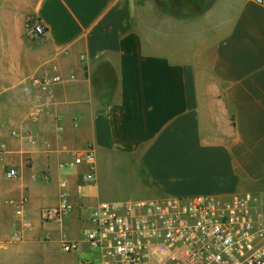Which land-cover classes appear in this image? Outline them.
<instances>
[{
    "label": "crops",
    "instance_id": "0c3cea01",
    "mask_svg": "<svg viewBox=\"0 0 264 264\" xmlns=\"http://www.w3.org/2000/svg\"><path fill=\"white\" fill-rule=\"evenodd\" d=\"M90 147L93 181L75 163ZM236 193L264 214V0L192 17L157 0H0V264L73 261L62 242L78 251L102 203ZM64 198L63 224L44 219Z\"/></svg>",
    "mask_w": 264,
    "mask_h": 264
},
{
    "label": "built area",
    "instance_id": "2783aa9c",
    "mask_svg": "<svg viewBox=\"0 0 264 264\" xmlns=\"http://www.w3.org/2000/svg\"><path fill=\"white\" fill-rule=\"evenodd\" d=\"M25 26L33 38L46 35L35 17H28ZM58 81L55 77L41 85L48 88ZM75 163L86 165L90 169L86 179L95 180L94 147L78 152ZM7 177H16V170L10 169ZM259 203L252 193L102 203L90 215L84 241L96 252L99 264H264V214ZM68 211L64 198L43 217L60 226ZM62 246L67 253L77 249V243L68 239Z\"/></svg>",
    "mask_w": 264,
    "mask_h": 264
},
{
    "label": "rangeland",
    "instance_id": "374dc122",
    "mask_svg": "<svg viewBox=\"0 0 264 264\" xmlns=\"http://www.w3.org/2000/svg\"><path fill=\"white\" fill-rule=\"evenodd\" d=\"M214 2V0H157V5L160 8H164L167 12H173L181 17H192V15L200 10H204L205 7ZM84 239V233H82V240ZM74 255L73 261L66 264H83L86 261H92L94 264H99V258L94 250L89 249L86 242L79 245V249L76 252L67 253L63 252L59 256V263L66 260L67 255ZM65 258V259H64Z\"/></svg>",
    "mask_w": 264,
    "mask_h": 264
}]
</instances>
